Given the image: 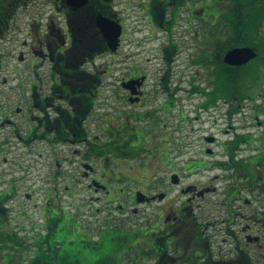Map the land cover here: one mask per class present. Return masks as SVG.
I'll return each mask as SVG.
<instances>
[{
    "label": "flooded vegetation",
    "instance_id": "obj_1",
    "mask_svg": "<svg viewBox=\"0 0 264 264\" xmlns=\"http://www.w3.org/2000/svg\"><path fill=\"white\" fill-rule=\"evenodd\" d=\"M36 1L0 5V42ZM42 1L0 45V264H51L76 219L102 223L95 248L144 232L123 254L141 264H264V120L196 148L176 113L226 105L227 72L257 61L226 62V0Z\"/></svg>",
    "mask_w": 264,
    "mask_h": 264
},
{
    "label": "rangeland",
    "instance_id": "obj_2",
    "mask_svg": "<svg viewBox=\"0 0 264 264\" xmlns=\"http://www.w3.org/2000/svg\"><path fill=\"white\" fill-rule=\"evenodd\" d=\"M42 2V0H38L36 4L31 5L28 9L18 10L15 18L10 23L11 29L7 33V38L0 42L2 52H10V47H13L14 53L19 50L21 42L26 39V25L31 18H35L39 13ZM11 56V64H17V61L13 59V55ZM250 81L253 80L249 77L241 81L238 84V89L232 93L231 97L236 99L240 96L251 97L252 92L243 87ZM257 81L258 79H256ZM211 90L212 88H210ZM254 99V101H244L240 107L236 108H232L230 103L226 105L220 103V105L206 109L198 107V104L202 103L204 98L195 97L191 105L178 106L176 113L184 114L192 119L198 118L194 119L192 123H188L190 130L191 125L193 126L190 139L194 142V147L198 148L203 147L205 144L203 136L214 135L219 137L221 141H226L229 134H222L224 131L259 130L260 128L254 118H258L259 121L264 120V86ZM199 178H201V174ZM177 190H173L172 197L177 196ZM69 209L72 210L73 207L69 205ZM148 212L146 211V214ZM82 220L76 219L72 224H69L68 220L66 222L67 229L61 234L55 235L56 241L63 240L64 243L52 246L51 264H141L137 257V249L130 251V260H128V253L126 257L123 254L128 251L130 239L133 238L131 244L138 242L144 232L142 234L129 231L122 233L116 228L109 229V232L104 230L103 234L99 233L96 239L100 246L95 248L89 245L92 241L90 233L102 227V223L98 221L95 224H90V230L85 219ZM114 225L118 227L117 223ZM63 256H68V258L64 259Z\"/></svg>",
    "mask_w": 264,
    "mask_h": 264
},
{
    "label": "trees",
    "instance_id": "obj_3",
    "mask_svg": "<svg viewBox=\"0 0 264 264\" xmlns=\"http://www.w3.org/2000/svg\"><path fill=\"white\" fill-rule=\"evenodd\" d=\"M5 1L0 0V5ZM226 3L227 27L230 30L228 34L237 36L232 44L253 47L258 52L257 61L249 69L240 70L237 73L227 72L226 99L228 102L236 103L238 107L246 98L255 100L264 76L260 69L264 65V0H226ZM248 77L253 81L244 83L243 87L252 92L251 97L240 96L237 99L231 97L232 93L238 89V84ZM256 79H258L257 82Z\"/></svg>",
    "mask_w": 264,
    "mask_h": 264
},
{
    "label": "water",
    "instance_id": "obj_4",
    "mask_svg": "<svg viewBox=\"0 0 264 264\" xmlns=\"http://www.w3.org/2000/svg\"><path fill=\"white\" fill-rule=\"evenodd\" d=\"M256 56L257 53L250 48H236L227 53L226 62L231 65H244Z\"/></svg>",
    "mask_w": 264,
    "mask_h": 264
}]
</instances>
